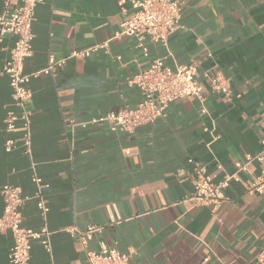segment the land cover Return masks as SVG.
<instances>
[{
  "label": "crops",
  "instance_id": "obj_1",
  "mask_svg": "<svg viewBox=\"0 0 264 264\" xmlns=\"http://www.w3.org/2000/svg\"><path fill=\"white\" fill-rule=\"evenodd\" d=\"M0 0V14L3 9ZM120 0H43L34 9L25 73L53 55L104 45L86 57L67 58L54 74L28 82L31 144L4 150L18 140V125L3 119L10 87L2 66L14 36L0 42V187L21 189V225L49 232L48 251L30 241L31 264H84V253L66 228L100 225L97 242L128 255L129 264H264V193L248 194L249 180L264 169V0H182L181 17L166 46L116 35L128 16ZM123 7L129 9L127 0ZM145 50H144V49ZM154 58L174 67L193 63L203 98L171 102L163 116L134 133L104 123L72 126L128 105L140 92L128 79ZM206 70L230 79L226 100L212 92ZM260 155L224 189L214 210L192 195L195 166L214 183L235 171L247 155ZM48 211L37 206V184ZM3 199L0 195V213ZM10 232H0V264H7Z\"/></svg>",
  "mask_w": 264,
  "mask_h": 264
},
{
  "label": "built area",
  "instance_id": "obj_2",
  "mask_svg": "<svg viewBox=\"0 0 264 264\" xmlns=\"http://www.w3.org/2000/svg\"><path fill=\"white\" fill-rule=\"evenodd\" d=\"M43 0H4L0 14V42L6 35L14 36L13 45L2 66V72L8 78L10 87V102L5 106L3 119L7 130H13L18 125L22 135L18 140L8 138L4 142V150L9 152L17 146L23 148L24 153H30L31 131L30 113L25 108V102L30 97L28 82L32 77L40 74H54L64 66L67 58L86 57L91 52L104 45L74 50L67 58L57 59L53 55L48 58L47 65L33 72L25 73L24 59L30 54V42L33 34L31 25L34 20L35 6ZM121 11L128 16L120 23L116 35H125L136 38L138 46L147 38L150 42L166 46L170 35L178 26L181 17L182 0H127L129 9L123 7L124 0H120ZM144 49V48H143ZM145 50V49H144ZM204 77L209 80L212 92L220 93L226 100L232 95L230 79L219 72L206 70ZM130 85H135L140 92V100L135 106L124 105L117 110H110L104 114L93 116L86 121L75 122L70 120L72 126L82 128L104 123L111 131L132 134L143 125L153 123L164 115L167 106L178 99L196 98L202 100L203 86L197 79V66L193 63L176 64L168 66L163 58H154L145 70H141L128 79ZM253 159H261L260 155H247L245 161L235 163V171L226 174L224 178L214 183L210 176L200 166H195L196 182L192 199L200 205L210 206L214 211L224 200V189L231 182L239 180V173L245 170ZM37 184L35 198L40 211L45 214L48 206L42 196L41 189L44 184L40 178L33 176ZM246 192L252 194L264 193V169L249 180ZM3 199L0 213V232H10L12 244L8 251L7 264H31L30 241L39 239L49 251L50 244L46 227L39 231L25 228L21 225L20 207L23 203L21 189L18 186L5 184L0 187ZM100 225H88L78 229L75 226L66 228L80 250L84 253V264H129L128 255L108 246L104 241L97 242V250L88 247L89 241L102 232ZM204 258L200 264H204Z\"/></svg>",
  "mask_w": 264,
  "mask_h": 264
}]
</instances>
